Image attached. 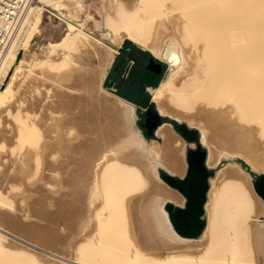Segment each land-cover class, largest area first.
Listing matches in <instances>:
<instances>
[{
    "label": "bare ground",
    "instance_id": "6f19581e",
    "mask_svg": "<svg viewBox=\"0 0 264 264\" xmlns=\"http://www.w3.org/2000/svg\"><path fill=\"white\" fill-rule=\"evenodd\" d=\"M170 1V4L166 1L164 5H169L159 13L155 12L157 8L153 0L155 4H151L150 0H136L133 4L129 2L120 5L117 7V14L121 16L117 21L120 26L114 24L115 19L107 11L103 17V26L114 30L113 40L119 43L123 39L119 37L118 32L124 29L127 40L167 62V76L156 87L151 88L152 102H156L155 108L161 117L182 119L181 116H187L185 121L189 126H200L197 130L201 145L207 149V167H212L210 146L213 144L230 152H239L240 158L247 166H251V171L252 168L258 172L264 171V0H183L182 4L175 0ZM222 5L231 9H227L232 13L231 19L227 18L229 13L223 17L226 21L218 18L221 13L222 16L225 12V15L227 14ZM44 6H51L63 15V9L74 17H79L82 13L79 0H35L33 6H29V11L25 9L28 11L27 15L25 13L27 18L32 11L35 12V18L26 33L23 47L16 53L13 52L14 43L18 40L17 34L13 45L6 48L0 65L1 70L4 67L7 69L4 70L5 83L0 89V111L14 97L16 90L13 92L12 86L22 71L35 36L40 33ZM140 11L147 12L148 16L156 21L151 25L153 29L150 35L147 32L149 18L147 17L148 21L141 18ZM25 18L23 16V23L26 22ZM254 18L262 20L257 19L260 23H256ZM244 19L247 22H242ZM98 23L102 26V19ZM228 25H233V28L225 29ZM20 28L23 29V26ZM68 29H74L72 23L68 25ZM18 31L21 32L20 29ZM87 38L90 37L86 34L71 39V33L68 32L62 37V42H51L41 47L47 57L59 51L62 55L72 51L74 54L82 53L97 59V64L101 65L99 69H81L77 62L74 65L77 82L70 81L63 73L59 74L63 80L66 78L76 92L84 94L82 92L85 90L91 93V99L82 97L89 107L86 105L80 109L75 118L83 131L73 144L74 150L81 156L74 161L77 167L70 179L71 199L67 196L61 200L65 202L61 208L66 206L65 215L70 210L69 221L76 223L79 230H91L90 235L82 234L84 237L81 236L78 240L79 243L89 242L91 245L83 251L87 258L80 261L63 255L70 254L74 247L69 240L71 238L62 235V230L39 224L36 226L32 221L33 227H29L30 222L27 225L8 212L0 213V219L10 221L14 230H21L26 241L12 235L10 245L0 246V253L10 255L12 264H264V219L257 218L260 211L264 210V205L253 193L246 172L240 171L241 175L230 172L229 176H226L230 182L226 186L229 191L217 194L215 191L220 176H225L226 167L218 170L216 177L211 179L209 199L205 204L209 216L203 233L196 239L176 234L165 205L168 200L174 202L177 194L169 189L157 187L153 180L149 183L148 171L155 173L159 180H162L160 169L183 178L186 169L181 175L178 174L184 169V156L186 162L185 145H178L182 143L167 127L159 129L157 141L150 144L140 142V136L135 134L140 121L134 116L132 105L123 99L111 98L102 86L106 63V55L102 51L104 46ZM54 47L56 50L52 51L51 48ZM171 47L175 53L168 58L166 54ZM40 56L34 59L35 64L33 63L35 67H39L37 71H54V61L47 58L45 60ZM28 70L32 74V69ZM48 74L52 77L47 76ZM48 74L45 76L49 78H46L53 80L54 73ZM32 75H35L34 72ZM24 76L28 77V74ZM37 76L40 79V75ZM23 82L24 80L20 84ZM63 83V86L67 85ZM85 95L88 96L87 93L83 96ZM11 105L15 107L14 104ZM9 112L11 109L8 108L7 114ZM6 116L8 118V115ZM2 132L6 133L3 130ZM179 136L181 137L180 134ZM7 140L9 139L5 141ZM129 142L133 144H128ZM62 143L61 145L65 144ZM83 148L86 150L81 153ZM99 164L105 165L101 179L98 171L96 172ZM55 169L57 168L54 167ZM95 178L99 181L97 186L93 183ZM64 186L67 187L65 184ZM183 203L178 205L182 206ZM100 209L104 210L102 218L93 215ZM253 213H258L255 218ZM65 215L64 218H68ZM141 222L148 225V232L143 231ZM102 227L107 230L100 235L97 231ZM131 234L137 242L135 238H125ZM194 240L197 242H193ZM9 257L0 255V264H6V261L8 264Z\"/></svg>",
    "mask_w": 264,
    "mask_h": 264
},
{
    "label": "rangeland",
    "instance_id": "374dc122",
    "mask_svg": "<svg viewBox=\"0 0 264 264\" xmlns=\"http://www.w3.org/2000/svg\"><path fill=\"white\" fill-rule=\"evenodd\" d=\"M150 1L152 2V0ZM153 1L156 4L153 2L151 4H155L156 6L155 8H157L155 12H158V13L163 11L164 7H166L172 2L170 0H157V1L153 0ZM166 1L167 3L169 2V4L164 5ZM176 1L180 2V4H182L183 2V0H175V2ZM185 1H188V0H184V2ZM129 2H131L130 4H133L136 2V0L135 1L134 0H125V1L124 0H79V5L82 8V13L79 17H74V15L72 16V14H70L66 9L62 10V12L64 13L63 15V14H60L57 10H54L51 6H44L43 11H42V20L40 24V33L37 36H35L29 48V51L27 52V55L25 57V63L23 65L22 71L20 72L19 76L16 77V80L12 86L13 92L16 90L14 93L15 98L13 97L12 99H10V103L7 104L8 107L6 106L7 108L5 107L3 108V110L0 111V114H1L0 115V118H1V121H0V125H1L0 126L1 127L0 128L1 129L0 130V213L2 212L12 213L16 215L18 219L21 220V222L23 223L27 224L30 222L31 224L30 223L29 225L27 224L29 227H33L32 222H34L36 226H38L39 224V226L40 225L47 226L48 228H51V229L62 230L64 232L62 233V235L63 236L65 235L71 238L69 240L73 244L72 247L76 248V249L72 248L70 254H63V255L67 257L68 256L72 257L80 261L86 260L87 255L83 253V251L91 245H89V242L79 243L78 240L81 239L82 234L90 235L91 230L90 228L84 231L79 230L77 228L76 223L74 224L73 222H71L72 220L69 221L70 210L68 209L69 212H67V215H65L67 211L66 206H63V209L65 211L61 209L62 205L65 204V202L63 203L61 200H63V198H66L67 196L71 199V197L69 196L72 191L71 189L72 187L70 185V182H71L70 179L73 176L72 175L73 171L77 167L74 161H76V159L81 156L78 152L74 150L73 144H75L76 137L83 131L81 124H78L75 121V118L78 115V111L80 109L85 108L87 105V103L85 102L83 98L89 97L91 99V95H90L91 93L90 91L86 92L84 90L85 92L83 91L82 93L84 94L87 93L88 96L86 95L83 96L84 94H81L78 91L76 92V90L73 89V87L69 84L66 78L63 80L62 78H60L61 75L59 74L63 73L67 75L70 81L77 82V79H76L77 74L74 70V65L77 62H78L77 66H79L81 69H84V67H92V68L94 67L96 69H99L101 65L97 64L98 62L97 59L87 57V55L85 56V54H82V53L74 54L72 53V51L65 52L64 55H62L61 52L59 51L51 55L50 57H47L46 53L41 50V47L44 44H48L51 42L52 43L62 42V37L65 36L68 32L71 33V39H74L75 37H79V36H85L87 34L90 37V38H87L89 39V41L95 44H99V45L102 44L104 46L102 47L103 54L106 55V63L104 64L105 74L102 77V86L104 88V91L107 92V94L111 96V98L113 99H117V100L123 99L124 101L129 102L130 105H132L133 107L132 110L134 111V116L135 117L137 116L139 121L140 119L142 120L141 113L143 112L144 107L140 105L139 106L135 105L133 98L130 92L128 91L131 84L126 82L125 77L127 76V72L130 67L132 68V72L134 74H137L141 70V67L143 64L142 60L136 59L130 53L132 50L138 51L139 53L143 54L145 58H147L149 55L152 56V53L145 50L144 48L137 45L136 43L130 40H127L126 39L127 34L126 32H124V29H121L120 27H118L119 29H121L118 32L119 37H122L123 39L122 42L119 43L113 40L115 37V33L113 32L114 30H112V28L107 29L103 26V17L105 16L106 11L112 14L113 18L115 19L113 20L115 21L114 24H117V26H120V24H118L117 21H119V18L121 19V16L117 14V9H118L117 7L120 5L123 6L124 4H129ZM33 4L34 3H32L31 6H33ZM28 9L29 7L27 8V10ZM223 9L227 11V9H230V8L225 7ZM27 10L24 11V13H22L21 15L22 18L23 16L27 18L26 15L28 14V11H29ZM34 13H35L34 11H32L31 14L29 13L30 16H28L27 18L29 21H27V19L25 18L26 19L25 23H23V21L25 20L20 18L19 23L21 24L18 23L19 25H17L16 27L17 31L15 29L14 35H13V37L15 36L13 39H16L17 34H18V37H17L18 40L17 42H15L16 44L14 43L13 52L16 53L23 47V42L27 36L26 33H28L29 29L31 28L34 22V18H35ZM228 13L229 11H227V14L225 16L224 15L222 16V13H221L220 15L222 17H220L219 14L217 15H219L218 18L223 19V20L225 19L226 21L227 19L223 17H226ZM139 15L141 18L146 19V20L149 18V21L147 20L148 21L147 22L148 24L147 32H148V35H150L153 29L152 26L154 22L156 21L154 19H151L150 16H148L147 12L144 13L140 11ZM231 15L232 13H229L227 18L231 19ZM245 15L243 16L245 17ZM101 19H102V26L99 25L98 23L99 20ZM255 19L256 18H254V20ZM257 19L262 20L261 18H257ZM257 19H256V23L257 21H259ZM254 20H252V22ZM228 21H231V20H228ZM242 22H247V20L245 21L244 19V21ZM70 23H72L74 26V29L72 31H69L68 29V25ZM21 25L23 26V29L20 28ZM232 26L228 25L225 27V29H227L228 27L233 28ZM18 29H20L21 32L18 31ZM236 29L237 28L235 26L234 30ZM229 30L231 31L232 29H229ZM19 33H21V35ZM105 33L106 34L108 33V35H106ZM128 42H131L133 45L128 44ZM51 50L55 51L56 48L55 47L51 48ZM168 50H170V52L174 51L173 47H171L170 49L168 48ZM38 54H40L41 56ZM31 56H34V57H31ZM38 56H40V58L41 57L45 58V60L48 59V60L54 61V68H53L54 71L53 70L46 71L44 69L43 71L42 70L37 71L39 67L38 68L35 67L34 64H35L36 58H39ZM121 58H125V62L120 66L119 70L117 71L115 70V67L120 62ZM157 59L160 61H163L159 58ZM163 62L166 65V68L164 70V73L160 81H162L169 72V65L167 64V62L165 61ZM30 64L31 66L29 67ZM5 68L6 67H4L3 70L0 71L1 72L0 73L1 75L0 76V85H1L0 89L6 80L4 78V75H5L4 70L6 71L7 69ZM28 69L30 70L32 69L31 73L33 74L34 72L35 75L30 74V71ZM26 71L27 72L29 71V72L27 73ZM44 71H46V73ZM48 72H52V74L54 73L53 74L54 81L52 80V78H50L51 80L47 79L49 77H52L50 76L51 73L49 75ZM43 73H45L44 76L48 74L47 76L49 77L47 76L44 77ZM27 74H28V77L24 76ZM38 74L40 75L39 76L40 79L37 76ZM23 80L24 82L20 84V82H22ZM86 80L87 79H85V81ZM62 83L64 85L67 83V85L63 86ZM122 85H125L126 88L122 89L121 87ZM17 87L19 90L16 89ZM20 87H21V90H20ZM146 89L148 90L150 97H151L152 89L148 87H146ZM20 100L22 101V103H20ZM153 103L155 104L156 102H153ZM11 104H14L15 107ZM12 107L14 109H12ZM8 108L11 109V112H9V114H7ZM157 112L161 116L158 110ZM182 114H186V113L182 112ZM6 115H8V118ZM3 117H5L4 118L5 121L3 120ZM162 117L174 119L178 121L179 123H184L186 127L190 130H197L200 128V126H197L198 128L189 126L188 123L185 121L187 116L186 117L181 116L182 119H178L175 117H169V116H162ZM2 123H4V125ZM161 127H167L168 129L171 130V132L174 134L176 139L179 140L180 143H182L178 145H181V146L185 145V152H187L189 148H196V145L193 141H187L182 136L181 138L179 136V133L174 129L172 124L168 121H162V124H160V126L155 130L153 136H147L145 132L146 129L141 128L140 125L137 126V131L135 132V134L136 136L137 135L140 136V142L150 144L151 142H155L158 140L157 132L159 131V129H161ZM2 130L6 131V133L5 132L3 133ZM60 138H62L61 141L63 140L62 141L63 143L60 141ZM6 139H9V140L5 141ZM61 143L62 144L65 143V144L61 145ZM128 144H133V143L129 142ZM52 145L55 147H53ZM62 147L63 149L64 147L66 148L63 150L61 149ZM202 147L205 148L204 146ZM210 148L212 150V155L210 158L211 160L210 163L212 164L211 165L212 167H208V168L214 171L213 175L209 178L210 186H211V179L216 177L217 171L223 167H226V172L224 171L225 176L223 177L222 175L220 176L221 179H219V184H218V187L216 188L215 193L217 192L218 194L219 192H223L225 190L229 191L228 188H226V186L230 182L226 176H229L230 172L237 173L238 175H241L240 171L242 173L246 172L249 175L253 193L261 200L262 204L264 205L263 199L260 198V196H258V194L255 192L253 183H252V179H254L256 174H264V171L258 172L252 168L253 174L251 175L249 172L251 170L250 169L251 166L250 167L247 166V164L240 158L239 152H230L228 149L215 147V145L213 144L212 146H210ZM66 149L69 152H67ZM83 149H82V152L80 150L81 153L85 152L86 150V148H83ZM46 150L48 151L46 152ZM64 151L66 154L64 153ZM62 156H64V158ZM179 156L181 157V155ZM53 165L57 169L54 170ZM158 165H160L162 168H165L161 164H158ZM183 168H184L183 171L179 172L180 174L178 175H181V173H184L185 169L187 170L185 156H184ZM67 171H70V172L68 173ZM97 171H98V176L101 179L105 172V165L99 164L96 167V172ZM151 173L150 171H148L149 183H151L153 180L157 187L159 188L161 187V189H169L170 191L176 193L177 199L174 202L172 200H168V202H172L174 205L178 206V204H182L184 201L182 205L184 206L186 202L184 196L180 192H178L176 189L167 187L165 183L162 182V180H159L160 179L159 177H156L155 173H152V174ZM107 179H109V177H107ZM93 181H94L93 182L94 186H97L99 183L97 178H95ZM61 182L63 185L62 184L60 185ZM64 184L66 186L68 184L69 185L65 187ZM58 187H60L61 189H57ZM62 187L64 188L62 189ZM65 188H69V189L66 190ZM208 199H209V191H208L207 201ZM97 208H100V207H97ZM260 212L261 213L258 212L259 214L258 213L256 214H258L257 218L262 220L264 216V210ZM62 213L65 215V217H68V218H64V215H62ZM94 214L102 218V216H104V210L103 209L97 210L96 212L93 213V215ZM256 214L253 213L252 216L255 218ZM208 216L209 215L206 211V214H205L206 220L208 219ZM22 217H25V218H22ZM61 220L68 221V222L63 223ZM11 225L12 224L10 221H4L0 219V246L10 245V243L12 242V237H13L12 235H16L19 237V239L26 241L25 235L22 233V231L14 230ZM141 225H142L143 231L145 233L148 232L149 230L148 225L145 222H141ZM254 225H256V223ZM104 230H107V229H105V227H102L97 232H99V234L101 235V233ZM83 237L84 236H82V238ZM127 237L128 238L130 237L133 239L135 238L133 234H131L130 236H125L126 239ZM135 240L136 242L138 241L136 238ZM76 241L78 242V244ZM245 241H247L246 238H245ZM193 242H197V240H194ZM21 246H25V245L21 244ZM58 253L61 254V252H58ZM0 255H3L6 257L10 256L5 253L4 254L0 253ZM11 260L12 259L10 258V260L8 261V264H12ZM6 264H7V261H6Z\"/></svg>",
    "mask_w": 264,
    "mask_h": 264
},
{
    "label": "water",
    "instance_id": "95a60500",
    "mask_svg": "<svg viewBox=\"0 0 264 264\" xmlns=\"http://www.w3.org/2000/svg\"><path fill=\"white\" fill-rule=\"evenodd\" d=\"M134 55L140 58L138 52H134ZM20 57L21 54L18 55V58ZM154 59L152 55L144 68L160 77L161 64L155 63ZM124 62L125 58H121L115 70L118 71ZM125 88L126 86L122 85V89ZM141 104L147 108L142 123V128L146 129L145 132L147 136H153L156 128L162 121L170 122L174 129L187 141H191L190 134L194 135L193 142L196 148H189L186 152L187 170L185 176L180 178L171 175L163 169L159 170V174L164 182L171 188L180 192L186 200L184 206H174L171 202H167L165 205V210L168 213L175 232L184 238H199L206 227L205 204L210 188L209 178L214 173V171L206 165L207 151L201 146L197 130H190L184 123L159 116L151 97L146 98L143 96ZM249 172L251 175L253 174V171L250 170ZM252 183L255 192L264 200V174H256Z\"/></svg>",
    "mask_w": 264,
    "mask_h": 264
},
{
    "label": "flooded vegetation",
    "instance_id": "af4514ba",
    "mask_svg": "<svg viewBox=\"0 0 264 264\" xmlns=\"http://www.w3.org/2000/svg\"><path fill=\"white\" fill-rule=\"evenodd\" d=\"M173 53H174L173 51L170 52V50H168L167 57L170 58ZM139 54H140V58H137L135 55L134 56L136 59H138V60L140 59L143 61L141 70L139 71V73L134 74L132 72V68L130 67L128 72H127V76L125 77V80L127 83L131 84L128 91L130 92L135 105L136 106L140 105V106L144 107L143 112L141 113L142 114V120L140 119V123H139L141 128H142V123L144 121V116L146 114L147 108L141 104V101L143 99V96H145L146 98H150L149 92L146 89V87L152 88L159 83V81L162 78V75L164 73V70L166 68V65L164 64L163 61H160L157 58L154 59L155 63L161 64V74H160V77H158L153 72L145 70V68H144V66L149 62V58L151 56L149 55L147 58H145L143 56V54H141V53H139ZM190 139H191V141L194 140L193 134H190Z\"/></svg>",
    "mask_w": 264,
    "mask_h": 264
},
{
    "label": "built area",
    "instance_id": "2783aa9c",
    "mask_svg": "<svg viewBox=\"0 0 264 264\" xmlns=\"http://www.w3.org/2000/svg\"><path fill=\"white\" fill-rule=\"evenodd\" d=\"M35 0H0V65L6 48L14 41V31L22 13ZM1 71V68H0Z\"/></svg>",
    "mask_w": 264,
    "mask_h": 264
},
{
    "label": "crops",
    "instance_id": "0c3cea01",
    "mask_svg": "<svg viewBox=\"0 0 264 264\" xmlns=\"http://www.w3.org/2000/svg\"><path fill=\"white\" fill-rule=\"evenodd\" d=\"M134 52H138V51H131L130 53L134 56ZM139 53V52H138ZM135 57V56H134ZM154 58H156V57H154ZM176 176V175H175ZM179 177V176H178ZM172 203V202H171ZM173 204V203H172ZM174 205V204H173ZM174 206H177V205H174ZM179 206V205H178ZM172 225V224H171ZM174 229V228H173ZM177 234V233H176Z\"/></svg>",
    "mask_w": 264,
    "mask_h": 264
},
{
    "label": "trees",
    "instance_id": "16d2710c",
    "mask_svg": "<svg viewBox=\"0 0 264 264\" xmlns=\"http://www.w3.org/2000/svg\"><path fill=\"white\" fill-rule=\"evenodd\" d=\"M128 44L133 45L131 42H128Z\"/></svg>",
    "mask_w": 264,
    "mask_h": 264
}]
</instances>
